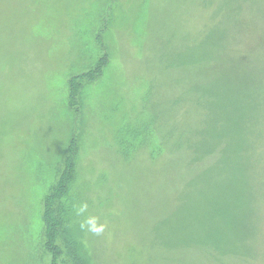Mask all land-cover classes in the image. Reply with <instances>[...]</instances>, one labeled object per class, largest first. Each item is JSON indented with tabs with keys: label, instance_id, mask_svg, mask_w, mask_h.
I'll return each instance as SVG.
<instances>
[{
	"label": "rangeland",
	"instance_id": "obj_1",
	"mask_svg": "<svg viewBox=\"0 0 264 264\" xmlns=\"http://www.w3.org/2000/svg\"><path fill=\"white\" fill-rule=\"evenodd\" d=\"M239 1L0 0V264L241 262L211 243L223 224L185 139L200 113L189 87L228 38L244 43ZM248 1L260 33L264 0ZM68 176L53 236L46 209ZM250 247L244 264H264Z\"/></svg>",
	"mask_w": 264,
	"mask_h": 264
},
{
	"label": "trees",
	"instance_id": "obj_2",
	"mask_svg": "<svg viewBox=\"0 0 264 264\" xmlns=\"http://www.w3.org/2000/svg\"><path fill=\"white\" fill-rule=\"evenodd\" d=\"M246 1L240 0L238 8H231L229 19L235 32L244 39L243 45L233 47L228 38L217 57L218 63L214 58L206 68L210 78L202 86L194 87L193 83L189 87L200 113L197 123L191 126V138L184 136L189 142L186 147L191 162L207 169L203 172V179L208 182L207 194L216 197L209 203L210 218L216 219L218 209L223 224L222 241L215 239L211 243L222 244L230 258L241 260L233 264L247 261L245 257L251 256L250 245L260 244L264 248V223L259 232L252 227L255 219L264 221V29L252 33L256 14H247L251 3ZM251 8L256 12L259 6ZM259 18L263 20L264 13ZM174 122L183 128L182 121ZM70 163L73 168L75 162ZM245 178L247 182L241 188L235 185L234 181ZM72 180L71 176L65 178L64 186L63 182L59 185L60 192L50 197L51 201L52 197L59 199V203L50 202L46 209L45 222L53 236L58 235L59 227L69 216L63 201ZM255 234L256 241L249 243Z\"/></svg>",
	"mask_w": 264,
	"mask_h": 264
}]
</instances>
